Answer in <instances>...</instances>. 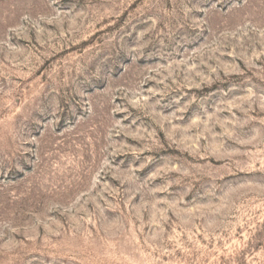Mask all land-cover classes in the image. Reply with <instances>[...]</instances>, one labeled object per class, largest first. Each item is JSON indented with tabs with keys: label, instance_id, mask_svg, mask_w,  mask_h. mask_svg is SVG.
Instances as JSON below:
<instances>
[{
	"label": "rangeland",
	"instance_id": "rangeland-1",
	"mask_svg": "<svg viewBox=\"0 0 264 264\" xmlns=\"http://www.w3.org/2000/svg\"><path fill=\"white\" fill-rule=\"evenodd\" d=\"M0 264H264V0H0Z\"/></svg>",
	"mask_w": 264,
	"mask_h": 264
}]
</instances>
